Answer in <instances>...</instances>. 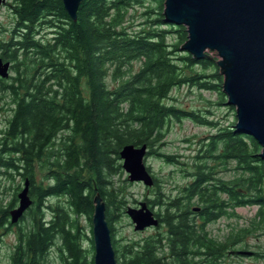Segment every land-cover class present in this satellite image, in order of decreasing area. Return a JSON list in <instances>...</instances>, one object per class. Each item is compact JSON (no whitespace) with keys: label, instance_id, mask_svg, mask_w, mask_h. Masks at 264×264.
Returning a JSON list of instances; mask_svg holds the SVG:
<instances>
[{"label":"trees","instance_id":"obj_1","mask_svg":"<svg viewBox=\"0 0 264 264\" xmlns=\"http://www.w3.org/2000/svg\"><path fill=\"white\" fill-rule=\"evenodd\" d=\"M164 1L83 0L74 20L63 0H13L18 29L0 42V56L12 61L14 71L0 76V100L10 111L0 173L28 180L32 203L17 224L12 264H46L58 238L64 264H94V237L90 256L83 244L86 233L73 216L86 214L93 234L97 195L105 202L119 264H220L243 234L216 240L207 224L247 204L259 205L258 216L264 219L262 146L252 134L228 124L215 128L183 161L182 171L192 181L168 199L158 189L153 204L160 206L165 231L123 245L115 237V220L126 204L115 179L123 172L120 150L147 144L148 156L181 163L178 155L159 152L170 123L187 118L216 127V122L168 102L173 90L218 88L221 98L226 96L216 59L181 49L186 26L165 19ZM135 6L145 7L147 19L155 16L131 29L127 14ZM232 162L240 174L218 175L220 166L228 170ZM54 197L59 199L55 206L49 203ZM17 199L16 193L7 204L1 198L0 226L8 223ZM196 203L200 217L195 218L190 213Z\"/></svg>","mask_w":264,"mask_h":264},{"label":"rangeland","instance_id":"obj_2","mask_svg":"<svg viewBox=\"0 0 264 264\" xmlns=\"http://www.w3.org/2000/svg\"><path fill=\"white\" fill-rule=\"evenodd\" d=\"M12 4L13 0H6L0 5V42L10 39L18 29L17 17L12 9ZM149 6L154 10L158 7L157 3L153 1L149 2ZM144 10L145 7L141 6L130 8L126 23H129L131 29L139 28L140 24H144L142 22H145L147 19V16L144 15ZM154 16L155 13H151L148 19H153ZM147 24L149 23L144 25ZM42 31L44 32L43 34H47L48 32L47 29ZM170 38L174 41L175 35ZM215 52L211 50L207 51L209 56L218 60L219 56L214 54ZM197 68L202 70V67L198 66ZM213 72V67L207 69V74ZM11 75H14L12 67ZM108 82L111 84L110 80ZM222 82L223 79L220 83V88H222ZM226 101L227 97L224 96V99H222L218 88L201 90L198 87L186 85L173 90L168 102L177 104L185 109L193 108L199 111V114L204 113V115L208 116L209 120L216 122V127L194 122L187 118L182 121L174 119L170 123L165 143L159 152L178 155L179 159L182 160V164L169 162L162 155H146V165L150 166L152 176L159 180V185L155 182L152 186H147L141 181H130L128 173L124 169H122V173L115 176L117 184L120 186V190L123 192L124 199L126 200L122 214L115 220V237L121 245L140 242L146 237L155 236L160 231H165V228L161 226L162 224L146 227L142 230L135 229V223L126 210L130 206L139 208L140 202L145 201L151 210L161 212L160 206L153 204L158 189H161L165 199H168L169 196L177 194V188H183L187 182L192 181L190 175H185L182 171L184 166L183 161L193 155L200 145V141L209 136L215 128L228 124H236L237 122L236 107L228 105ZM3 107H6V105L3 100H0V131L6 126L7 118L10 115V111L3 109ZM235 166V162L229 163L228 170H225L224 166H220L218 175L224 179L233 178L236 174H240L235 170ZM23 184L24 180L18 175L8 179L0 173V200L3 198V204L9 203L14 198L15 193L18 198V192L23 188ZM58 201L59 199L54 197L50 199L49 203L55 206ZM18 204L19 198L15 201L14 208ZM193 206L195 208L197 203L193 204ZM229 210L230 212L233 210L235 215H223L216 221L207 224L210 235L216 240L225 241L232 234L240 232L243 234L238 238V241L229 246V250L221 258L220 264H264V219H260L258 216L259 205L247 204L237 206L234 209L229 208ZM46 216L48 219L53 216L51 209L46 212ZM73 217L78 219L80 226L86 233L83 244L89 255L92 256L93 246L91 238L93 234L90 220L86 214ZM194 217L196 218V216ZM10 218L7 223L9 227L0 226L1 264H12L10 257L17 242V224L20 220L11 224ZM61 243L60 238H58L56 245L50 248L46 264H64L58 248V245ZM239 250L247 251L248 253L237 252Z\"/></svg>","mask_w":264,"mask_h":264},{"label":"water","instance_id":"obj_3","mask_svg":"<svg viewBox=\"0 0 264 264\" xmlns=\"http://www.w3.org/2000/svg\"><path fill=\"white\" fill-rule=\"evenodd\" d=\"M82 1L63 0L74 20ZM163 14L168 22L186 26L188 38L181 45L182 50L196 58L208 56V50L216 51L226 103L236 107V129L258 140L262 146L260 155L264 158V0H165ZM10 68L11 62L0 58V76L8 78ZM147 152V144H126L120 156L130 181L152 186L155 181L145 162ZM18 198V206L10 211L11 223L17 222L32 203L28 180ZM94 201V264H119L106 219L105 202L100 195ZM126 212L137 230L160 224L145 201L140 202L139 208L128 207Z\"/></svg>","mask_w":264,"mask_h":264},{"label":"flooded vegetation","instance_id":"obj_4","mask_svg":"<svg viewBox=\"0 0 264 264\" xmlns=\"http://www.w3.org/2000/svg\"><path fill=\"white\" fill-rule=\"evenodd\" d=\"M1 1V3H0V5L3 3V2H5L6 0H0ZM1 53H2V50L0 49V55H1ZM0 58H2L1 56H0ZM3 59V61H7L6 59H4V58H2ZM11 62V67H12V61H10ZM10 72H11V68H10ZM2 84V78L0 77V85ZM5 130H6V126L4 127V128H2L1 129V131H0V135H1V139H0V144H2L3 143V136H4V132H5ZM1 147V146H0ZM14 158H16L15 156H13ZM16 160H18L19 161V158L17 157L16 158ZM12 208H14V206L12 207ZM11 208V209H12ZM198 210H194V208L192 209L191 208V213H190V215L191 216H194V215H196L197 216V214H198ZM154 213H155V215L157 216V218L159 219V221H161V213L159 212V211H155L154 210ZM197 217H200V216H197ZM161 224H162V222H160ZM6 227H9V225L8 224H6Z\"/></svg>","mask_w":264,"mask_h":264}]
</instances>
